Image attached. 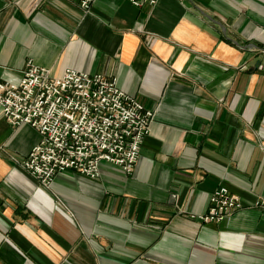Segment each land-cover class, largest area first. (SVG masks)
<instances>
[{
    "label": "crops",
    "instance_id": "crops-1",
    "mask_svg": "<svg viewBox=\"0 0 264 264\" xmlns=\"http://www.w3.org/2000/svg\"><path fill=\"white\" fill-rule=\"evenodd\" d=\"M101 73L154 111L133 173L43 187L0 107V264H264V0H0V79ZM221 185L243 208L200 223Z\"/></svg>",
    "mask_w": 264,
    "mask_h": 264
},
{
    "label": "built area",
    "instance_id": "built-area-1",
    "mask_svg": "<svg viewBox=\"0 0 264 264\" xmlns=\"http://www.w3.org/2000/svg\"><path fill=\"white\" fill-rule=\"evenodd\" d=\"M89 11L95 0H78ZM137 8L159 0H129ZM0 107L13 126L30 125L39 142L17 164L43 187L59 173L75 171L91 179L109 162L126 173L135 170L142 144L150 133L154 111L121 89L115 78L67 68L61 76L29 60L16 82L0 79ZM256 205L264 207V198ZM240 197L221 185L201 214L200 223H220L243 208Z\"/></svg>",
    "mask_w": 264,
    "mask_h": 264
}]
</instances>
